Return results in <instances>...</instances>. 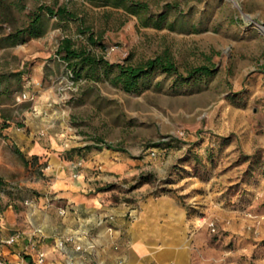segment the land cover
Segmentation results:
<instances>
[{
    "label": "rangeland",
    "instance_id": "374dc122",
    "mask_svg": "<svg viewBox=\"0 0 264 264\" xmlns=\"http://www.w3.org/2000/svg\"><path fill=\"white\" fill-rule=\"evenodd\" d=\"M135 1L149 7L146 26L119 0H23L0 11V214L11 205L20 219L7 234L23 235L25 199L49 195L50 158L79 174L108 156L122 164L102 185L113 198L183 197L206 228L208 264H264V0ZM42 5L72 15L43 11L42 34L6 39ZM64 38L97 59L96 71L67 66ZM160 55L178 73L152 70L131 91L115 83L117 64ZM201 66L212 71L188 75ZM35 142L39 155L25 149Z\"/></svg>",
    "mask_w": 264,
    "mask_h": 264
},
{
    "label": "crops",
    "instance_id": "0c3cea01",
    "mask_svg": "<svg viewBox=\"0 0 264 264\" xmlns=\"http://www.w3.org/2000/svg\"><path fill=\"white\" fill-rule=\"evenodd\" d=\"M10 133L9 138L23 142V134ZM25 149L38 155L45 151L38 142ZM103 161L100 171L95 161H84L74 176L71 165L50 158L49 195H39L41 203L35 195L25 199L20 239V232L7 234L18 230L20 222L11 205L0 214L2 264H28L24 254L36 264H208L206 228L195 223L178 192L146 194L135 202L113 198L102 185L110 179L107 173H117L122 164L108 156ZM29 185L44 188L36 182ZM11 236L15 244L5 241ZM64 238L69 240L57 248V240ZM38 252L44 253L42 263H37Z\"/></svg>",
    "mask_w": 264,
    "mask_h": 264
},
{
    "label": "trees",
    "instance_id": "16d2710c",
    "mask_svg": "<svg viewBox=\"0 0 264 264\" xmlns=\"http://www.w3.org/2000/svg\"><path fill=\"white\" fill-rule=\"evenodd\" d=\"M22 1L23 0H0V11H2L3 13H7L8 11H10L11 3L14 5L16 4L17 7L22 8ZM119 2L127 3V10L132 14L138 15V18L141 20L142 25L146 26L149 24V21H147L146 18H144L146 19L144 20L141 15V13L149 12V7L146 3L135 0H119ZM43 11L49 15H56L60 19H65L66 17H70L72 15V13L67 11L63 6H59L56 9L47 5L39 6L37 10H33L31 12V17L27 25L15 30L12 33H9L6 39H10V41L15 42L26 38L37 37L42 34L44 31L42 20ZM158 16L163 17L164 14L160 13L158 14ZM148 17L149 19H151L150 15H148L147 18ZM1 39L2 38L0 37V40ZM57 51L61 54V58L66 61L67 66L73 69H75V65L78 69L81 64H85L90 68L92 67L94 71H96L98 67L99 63L97 62V59L87 50L75 48L69 38H64L61 41ZM76 60L79 61L78 64L74 62ZM116 67L117 74L115 83L120 84V86L127 91L136 89L139 79L147 75L152 70H161L168 73H178V68L175 62L166 55H160L156 56L155 58H150L138 65H124L122 63H119ZM210 71H212L211 68L201 66L190 71L188 75L191 77L197 74H208L210 73ZM77 74H79V70ZM108 147L112 148L110 145ZM139 182H143V179L141 178ZM2 183L3 179L0 177V186L2 185ZM23 257L28 262V264H36L29 254H24Z\"/></svg>",
    "mask_w": 264,
    "mask_h": 264
},
{
    "label": "built area",
    "instance_id": "2783aa9c",
    "mask_svg": "<svg viewBox=\"0 0 264 264\" xmlns=\"http://www.w3.org/2000/svg\"><path fill=\"white\" fill-rule=\"evenodd\" d=\"M24 97H25V95H22V96L19 97V99L24 98ZM77 165H81V162L78 161L73 166L76 167ZM78 175H79L78 173H74V176H78ZM25 203H27L26 200H25ZM109 217L112 218V216H109ZM207 226L209 227V229L211 231H215V229H216L213 221H208ZM15 238H16L15 236H11V237L7 238L5 241L7 243H12V242H14ZM67 240H69V238L58 239L57 242H56V247L57 248H63ZM77 248H79V247H77ZM43 261H44V253L43 252H38V254H37V263H42ZM2 263L3 262L0 260V264H2Z\"/></svg>",
    "mask_w": 264,
    "mask_h": 264
}]
</instances>
